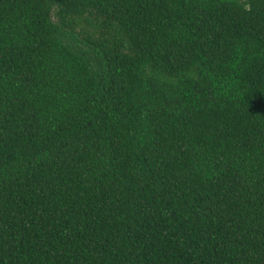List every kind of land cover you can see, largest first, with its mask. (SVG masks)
<instances>
[{
  "label": "trees",
  "instance_id": "16d2710c",
  "mask_svg": "<svg viewBox=\"0 0 264 264\" xmlns=\"http://www.w3.org/2000/svg\"><path fill=\"white\" fill-rule=\"evenodd\" d=\"M0 264H264V0H0Z\"/></svg>",
  "mask_w": 264,
  "mask_h": 264
}]
</instances>
